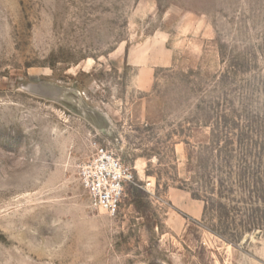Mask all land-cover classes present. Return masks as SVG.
Listing matches in <instances>:
<instances>
[{
  "label": "rangeland",
  "instance_id": "1",
  "mask_svg": "<svg viewBox=\"0 0 264 264\" xmlns=\"http://www.w3.org/2000/svg\"><path fill=\"white\" fill-rule=\"evenodd\" d=\"M95 145L134 168L114 216ZM0 264H264V0H0Z\"/></svg>",
  "mask_w": 264,
  "mask_h": 264
},
{
  "label": "built area",
  "instance_id": "2",
  "mask_svg": "<svg viewBox=\"0 0 264 264\" xmlns=\"http://www.w3.org/2000/svg\"><path fill=\"white\" fill-rule=\"evenodd\" d=\"M78 180L90 206L114 216L125 189L134 182V168L112 151L95 145L91 158L78 168Z\"/></svg>",
  "mask_w": 264,
  "mask_h": 264
},
{
  "label": "water",
  "instance_id": "3",
  "mask_svg": "<svg viewBox=\"0 0 264 264\" xmlns=\"http://www.w3.org/2000/svg\"><path fill=\"white\" fill-rule=\"evenodd\" d=\"M23 88L30 94L53 100L69 101L75 97V93L71 89H64L44 82L28 83Z\"/></svg>",
  "mask_w": 264,
  "mask_h": 264
},
{
  "label": "crops",
  "instance_id": "4",
  "mask_svg": "<svg viewBox=\"0 0 264 264\" xmlns=\"http://www.w3.org/2000/svg\"><path fill=\"white\" fill-rule=\"evenodd\" d=\"M173 54H174V49H167L164 47V49H162V55H163V59H161L159 62L155 64V66H167L168 64L171 63L172 58H173ZM132 66H134V63H130ZM148 73V72H147ZM146 73V74H147ZM140 86L143 88H147L148 86V82L146 79H142L140 81ZM175 196V200H176V204L177 206H179V208L181 209H192L193 208V202L190 199V197L188 196V194L184 193V192H176L174 193ZM196 208V213H199L200 207H195Z\"/></svg>",
  "mask_w": 264,
  "mask_h": 264
}]
</instances>
